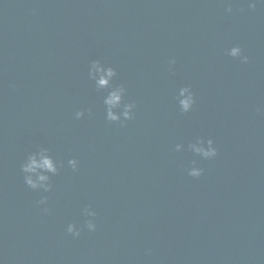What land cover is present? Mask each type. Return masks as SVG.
Returning <instances> with one entry per match:
<instances>
[{
    "label": "water",
    "instance_id": "water-1",
    "mask_svg": "<svg viewBox=\"0 0 264 264\" xmlns=\"http://www.w3.org/2000/svg\"><path fill=\"white\" fill-rule=\"evenodd\" d=\"M0 264H264V2L0 0Z\"/></svg>",
    "mask_w": 264,
    "mask_h": 264
},
{
    "label": "clouds",
    "instance_id": "clouds-1",
    "mask_svg": "<svg viewBox=\"0 0 264 264\" xmlns=\"http://www.w3.org/2000/svg\"><path fill=\"white\" fill-rule=\"evenodd\" d=\"M264 2V0H262ZM254 6V5H250ZM231 9L229 8V11ZM228 54L232 57H239L240 60L244 63L248 61V57L245 55L241 54V48L240 46H232L228 50ZM174 63L175 61H171ZM98 75V79L96 80V83L98 86L103 87L106 86L109 82V79L114 75V70L111 67L107 68H101L99 61L93 60L91 62V67L89 69L90 75L93 74ZM123 92V89L121 87H117L113 90H111L108 95L105 97L104 103L107 105V113H106V118L110 121H116L120 119V115H123L125 119L130 118V109L133 107V104H125L124 110L122 113L117 114L116 112L113 111L114 108L118 107L120 105L121 101V94ZM187 93V95H185ZM180 96L181 99L179 100L180 106L182 111L187 112L191 106L194 103L193 100V95L189 91L187 87H183L180 89ZM83 113L82 112H76V117L79 118ZM177 149L180 148V145L176 146ZM192 150L195 153H198L204 158H212L217 155V149L213 147V141L208 140L207 141V147H205L203 144H194L190 145ZM69 164L72 166L73 169L76 168L77 161L75 159H70ZM22 170L25 173H36V179L34 180L31 175H26L24 177V181L27 185L31 186L32 188H36L38 186V182H42L48 179L47 176L43 175L41 172H37L38 169L41 170H47L48 172H56V166L53 163L52 159L45 155L43 151L39 154V159H37V154L33 153L28 156L27 161L21 165ZM202 173L201 168H190L188 170V174L192 177H199ZM40 187H44L47 189V185L40 184ZM44 211H47V209H44ZM85 214L89 217L95 216V212L90 210L89 208L84 209ZM86 227L89 231H94L96 225L93 223V221L87 220L86 221ZM67 232L71 233L73 236H78L80 234L79 229H75L72 224H69L67 226Z\"/></svg>",
    "mask_w": 264,
    "mask_h": 264
}]
</instances>
